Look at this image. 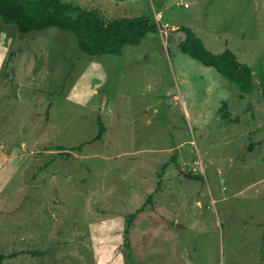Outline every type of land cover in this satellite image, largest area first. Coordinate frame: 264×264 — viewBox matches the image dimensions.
<instances>
[{
  "label": "rangeland",
  "instance_id": "obj_1",
  "mask_svg": "<svg viewBox=\"0 0 264 264\" xmlns=\"http://www.w3.org/2000/svg\"><path fill=\"white\" fill-rule=\"evenodd\" d=\"M66 1L157 27L91 55L0 16V252L38 251L0 264H264V92L179 47L187 25L264 75V0Z\"/></svg>",
  "mask_w": 264,
  "mask_h": 264
},
{
  "label": "trees",
  "instance_id": "obj_2",
  "mask_svg": "<svg viewBox=\"0 0 264 264\" xmlns=\"http://www.w3.org/2000/svg\"><path fill=\"white\" fill-rule=\"evenodd\" d=\"M0 16L6 23L15 25L23 34L42 32L50 27L69 31L76 36L79 49L91 55L121 54L125 45L141 43L148 32L157 27L152 14L107 18L97 9L66 0H0ZM179 28L185 31V37L179 42L183 52L206 66L217 68L238 87L242 94L260 89L264 92V75L258 66L240 60L232 49L227 48L222 52L211 50L204 39L190 26L181 25ZM220 112L224 117L230 115L227 101L223 102ZM98 123L99 129L96 135L76 148L81 150L84 144L103 138L107 125L101 116L98 117ZM173 159L176 160V155ZM143 209L144 206L132 212L129 215V223ZM24 253L36 254L38 251L26 249L0 252V260ZM130 264L142 263L132 260Z\"/></svg>",
  "mask_w": 264,
  "mask_h": 264
},
{
  "label": "water",
  "instance_id": "obj_3",
  "mask_svg": "<svg viewBox=\"0 0 264 264\" xmlns=\"http://www.w3.org/2000/svg\"><path fill=\"white\" fill-rule=\"evenodd\" d=\"M179 168H180V170H181L184 174H186L187 176H190V177L198 176V173L193 174V173H190V172H185V171L180 167V165H179ZM199 176H200V175H199Z\"/></svg>",
  "mask_w": 264,
  "mask_h": 264
}]
</instances>
